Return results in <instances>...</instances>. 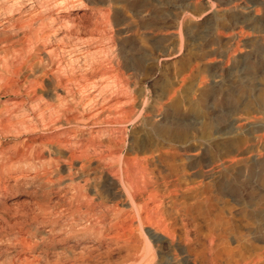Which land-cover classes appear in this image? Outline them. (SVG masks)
<instances>
[{
  "label": "rangeland",
  "instance_id": "obj_1",
  "mask_svg": "<svg viewBox=\"0 0 264 264\" xmlns=\"http://www.w3.org/2000/svg\"><path fill=\"white\" fill-rule=\"evenodd\" d=\"M32 1L0 0V23L5 24L10 13L14 14V25H18L19 20L25 22L28 15L35 12L44 18L32 25L41 31L38 41L31 39L9 50L7 68L13 69L22 60L34 55V61H40L36 68H46L52 61L55 66L73 70L76 77H83L88 83L90 80L105 82L98 80L102 73H116L118 78H123L126 86L123 91L129 92L131 101L136 104V113L143 111L157 123L188 134L191 138L190 149H178L179 155L187 163L194 160L199 162L206 156L203 134L218 135L234 118H244V107H248L257 117L251 128L258 134L263 133L264 0H61V4L59 0ZM70 18L82 26L79 39L69 32L72 28ZM12 30V41L19 40L20 30ZM17 33L18 37L14 36ZM3 55L0 52V78L8 75L2 63ZM83 71L86 74H82ZM25 88L19 86L8 92L0 89V118H5L3 129L0 128V168L4 167L2 172L10 185L13 184V180L7 177L10 173L19 174L25 170L22 174L30 177L38 173L31 179L32 188L39 192L36 196L18 186L20 188H15L4 200V205L12 210L35 212L39 205L43 209L50 208L46 198H40L41 192L45 194L47 179L54 178V175L47 178L41 176L44 170H48L49 162L57 161L62 181L68 178L65 158L70 146H76L78 139V105L70 100L62 102L72 111L66 115L76 118L74 122L61 125L57 121L52 123L60 115L54 114V111L63 108L55 100L52 86L46 81L42 89L37 88L36 94L30 96H27L28 88ZM115 91L110 88L101 98L107 99ZM56 92L62 95L60 89ZM106 95L109 96L106 98ZM170 102L179 103V109L170 107ZM189 105L197 107L191 109ZM251 128L244 127L243 130L249 131ZM140 129L129 125L127 139L139 135ZM9 156L13 157L11 161L6 160ZM250 161L257 165L264 163V141L257 143ZM77 164L74 162V165ZM159 168L162 174L170 176V180L175 179V176L167 173L165 164H159ZM204 170L207 171V168ZM242 172L247 174L244 168ZM74 184L78 185V179L74 178ZM252 186L255 188L253 193ZM240 187L243 197L237 194ZM168 190L169 197L181 194L175 186ZM213 190L212 199L204 203L199 202L202 198L199 190L184 193L186 205L193 206L198 202V212H206L205 217L201 216L208 227L206 243L217 244L221 233L214 230L212 223L216 217L223 216L219 212H225L221 211V207L227 201L235 206L231 212H235L236 216L244 209L242 203H246V212L254 223L250 237L264 244V188L259 186L257 179L248 184L223 177ZM53 191H47L51 201L55 198ZM65 194L63 200L66 203L70 195ZM63 203L50 210H62L65 206ZM167 206L172 207L170 204ZM65 209L66 206L64 212ZM236 223L246 231L239 222L238 225ZM27 230L30 234L35 233L33 228ZM146 231L153 233L151 229ZM228 242L235 250L236 242L232 235ZM241 246L248 247L244 243ZM211 253L208 254L209 259Z\"/></svg>",
  "mask_w": 264,
  "mask_h": 264
},
{
  "label": "bare ground",
  "instance_id": "obj_2",
  "mask_svg": "<svg viewBox=\"0 0 264 264\" xmlns=\"http://www.w3.org/2000/svg\"><path fill=\"white\" fill-rule=\"evenodd\" d=\"M59 2L61 4V0ZM13 15L8 14L5 24L0 23V52L4 54L2 63L8 73L0 78V89L8 92L22 86L28 88L27 96H30L36 94L37 88L42 89L47 81L55 92V100L63 107L54 111V114L60 115L52 123L57 121L61 125L74 122L76 118L66 115L72 111L62 102L70 100L78 105V139L76 146H70L65 158L67 180L62 181L57 161H50L46 168L48 170L43 169L41 173L42 178L54 175L53 179H47L45 194H40L41 199L48 201V212L42 205L35 212H19L6 207L5 196L20 188L18 186L35 196L39 193L31 186V179L38 173L33 177L22 174L25 170L19 174L10 173L6 175L13 180L10 185L2 172L4 167L0 168V264H264V244L250 237L254 223L246 212L245 202L242 203L244 209L237 216L231 212L235 207L232 202L222 203L221 211L225 212H219L223 216L216 217L212 223L221 236L216 245H208V227L201 218L206 216V212H198V202L193 206L186 205L184 197V193L190 190H199L202 196L199 202L212 199L213 189L218 187L223 177L248 184H252L256 178L259 186L264 188V163L257 165L250 161L257 143L264 141V131L258 134L251 128L257 117L248 107H244V118H234L218 135L203 134L206 156L199 162L194 160L187 163L179 155L178 149H190L191 138L188 134L157 123L143 111L136 113V104L131 101L129 92L123 91L125 83L123 78L116 76L117 70L114 71L115 75L105 72L100 79L97 78L105 82L90 80L88 83L85 78L76 77L73 70L55 66L52 61L46 68H36L40 61L35 62L34 55L25 58L13 69L7 68L9 50L31 39L38 41L41 31L32 25L44 20L43 15L35 12L28 15L25 22L19 20L18 25H14ZM71 26L72 31L69 32L79 39L82 26L75 19H71ZM10 28L20 30L19 40L12 41L11 31L14 30ZM14 36L18 37V33ZM110 88L116 90L115 93L106 95V98L109 96L107 99L101 98ZM57 89L62 91V95L56 92ZM168 105L174 110L180 107L176 102ZM195 107L189 105L188 108ZM4 120L0 118L2 129ZM129 125L141 128L139 135L131 140L127 139ZM244 127L251 130L244 131ZM12 158L9 156L6 160L11 161ZM74 162L78 164L74 165ZM161 163L166 165L167 173L175 176L174 180L162 174L159 168ZM242 168L247 174L242 172ZM74 178L78 179V185L74 184ZM174 186L181 194L169 197L168 189ZM51 189L55 190L52 201L47 192ZM254 189L252 186V193ZM241 190L242 187L237 194L243 197ZM65 193L70 195L66 203L63 200ZM61 202L65 203L66 212L65 206L63 211L50 210ZM237 221L246 231L235 225ZM192 227H196L195 230ZM28 228H33L35 233H28ZM146 229H151L153 233H148ZM230 235L236 242L235 250L228 242ZM243 243L248 247H242ZM210 251L212 257L209 259Z\"/></svg>",
  "mask_w": 264,
  "mask_h": 264
}]
</instances>
